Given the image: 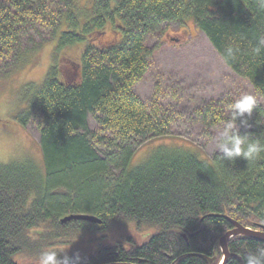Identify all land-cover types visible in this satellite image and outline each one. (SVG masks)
<instances>
[{"label":"trees","instance_id":"16d2710c","mask_svg":"<svg viewBox=\"0 0 264 264\" xmlns=\"http://www.w3.org/2000/svg\"><path fill=\"white\" fill-rule=\"evenodd\" d=\"M190 18L219 57L239 48L227 67L263 101L242 135L264 143V51L251 55L264 39L261 0H0V66H23L25 47L44 34L53 43L51 67L28 85L26 108L0 120L36 126L42 158L0 164V264H38L44 250L70 264H219L218 240L233 229L224 217L264 226V154L229 162L160 146L129 168L135 149L170 136L173 123L157 99L135 92L155 68L147 41ZM234 101L211 100L194 113L213 128L230 120ZM71 214L101 224L60 223ZM127 228L133 239L123 242ZM261 248L234 237L225 264H244Z\"/></svg>","mask_w":264,"mask_h":264},{"label":"rangeland","instance_id":"374dc122","mask_svg":"<svg viewBox=\"0 0 264 264\" xmlns=\"http://www.w3.org/2000/svg\"><path fill=\"white\" fill-rule=\"evenodd\" d=\"M184 24L171 26L162 35L147 41L148 46L157 50L155 68L135 86V92L145 102L157 99L173 115V123L170 136L152 140L135 149L130 169L142 164L160 146L180 147L196 153L199 158L210 160L219 153L216 144L232 117L222 125L206 128L194 113L195 109L211 100H237L244 94L255 95L247 81L238 79L225 66L206 37L197 31L194 20L190 18ZM111 37L112 33L106 36L107 39ZM38 39L25 47L24 56H29L27 61L22 60L23 66H0V120L12 119L26 108L28 85H39L51 67L53 43L46 34L42 40ZM73 56L72 52L71 59ZM255 96L256 105L262 104L261 98ZM236 125L241 135L253 130L250 124L245 127L236 121ZM88 127L95 129L92 118L88 119ZM38 140L36 126L24 128L11 120L0 124V164L31 160L41 165ZM114 236L109 234L104 246L113 243ZM127 238L133 239L130 228L125 231L122 241ZM142 239L144 235H138L134 242Z\"/></svg>","mask_w":264,"mask_h":264},{"label":"clouds","instance_id":"9594fccd","mask_svg":"<svg viewBox=\"0 0 264 264\" xmlns=\"http://www.w3.org/2000/svg\"><path fill=\"white\" fill-rule=\"evenodd\" d=\"M261 4L264 6V0H261ZM238 51V47L231 45L224 49L220 57L225 66L235 59ZM262 51L264 39L251 48V55L258 57ZM256 104L255 95L244 94L228 106L232 121L226 124L216 144V149L223 159L231 162L236 158H243L247 163H255L264 154V143L258 138H250L249 134L241 135L236 125V120L239 119L242 126H249L247 120L251 118ZM38 264H70V261L66 256L63 259L58 258V252L55 250H44L38 256ZM244 264H264V248L250 252L244 258Z\"/></svg>","mask_w":264,"mask_h":264},{"label":"water","instance_id":"95a60500","mask_svg":"<svg viewBox=\"0 0 264 264\" xmlns=\"http://www.w3.org/2000/svg\"><path fill=\"white\" fill-rule=\"evenodd\" d=\"M224 218L232 224L233 229L226 232L218 240L219 252L221 253V259L219 264H225L227 260L232 256V254H230V252L228 251V242L230 239L234 237H246L255 240L257 242L264 243V230L263 231L252 230L250 228L243 227L242 225L231 220L228 217H224ZM73 221H83L97 225L101 224L100 220L96 219L95 217L90 215H83V214L67 215L61 219L60 223L65 224ZM262 228L264 229V226ZM210 261L212 262V260ZM113 264H130V263H113Z\"/></svg>","mask_w":264,"mask_h":264},{"label":"flooded vegetation","instance_id":"af4514ba","mask_svg":"<svg viewBox=\"0 0 264 264\" xmlns=\"http://www.w3.org/2000/svg\"><path fill=\"white\" fill-rule=\"evenodd\" d=\"M256 230H257V231H263L264 229H263L262 227L259 226Z\"/></svg>","mask_w":264,"mask_h":264},{"label":"bare ground","instance_id":"6f19581e","mask_svg":"<svg viewBox=\"0 0 264 264\" xmlns=\"http://www.w3.org/2000/svg\"><path fill=\"white\" fill-rule=\"evenodd\" d=\"M60 30V29H59ZM82 69V68H81ZM104 150V149H103ZM155 153V152H154Z\"/></svg>","mask_w":264,"mask_h":264}]
</instances>
